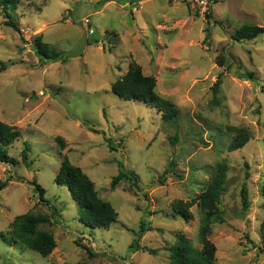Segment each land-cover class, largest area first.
<instances>
[{
    "label": "rangeland",
    "instance_id": "1",
    "mask_svg": "<svg viewBox=\"0 0 264 264\" xmlns=\"http://www.w3.org/2000/svg\"><path fill=\"white\" fill-rule=\"evenodd\" d=\"M209 7L201 12L184 0H17L11 13L19 31L0 7V59L9 63L0 72V121L21 131L9 148L17 163L0 162V180L10 179L0 191V264H170L179 232L203 247L198 202L220 163L227 173L218 205L224 220L210 235L216 262L264 264V34L231 37L244 24L264 26V0H215ZM38 35L67 61L42 63L32 48ZM132 61L178 106L176 119L167 122L157 107L113 92ZM239 129L248 141L231 149ZM25 142L30 164L22 160ZM65 155L117 210L108 228L82 223L68 187L55 182ZM121 164L138 176V187L121 180L111 188ZM34 177L49 202L39 199ZM179 199L193 202L190 220L173 211ZM27 212L51 218L39 225L57 241L47 257L1 237L10 238L15 217ZM142 219L151 227L144 233Z\"/></svg>",
    "mask_w": 264,
    "mask_h": 264
},
{
    "label": "trees",
    "instance_id": "2",
    "mask_svg": "<svg viewBox=\"0 0 264 264\" xmlns=\"http://www.w3.org/2000/svg\"><path fill=\"white\" fill-rule=\"evenodd\" d=\"M215 1V0H214ZM17 0H0V7L5 11L6 23L13 26L19 31L18 23L15 22L12 16V10L16 8ZM208 17H211L210 10L207 12ZM264 34V26L255 24H244L237 28L231 35L236 41L244 39L250 40L256 38L258 35ZM205 37V40L209 38ZM32 48L35 54L39 57L42 63L55 62L62 60L63 63L67 61L63 51H59L52 47L51 44L43 40L42 35H38L32 40ZM222 62V60H221ZM9 63L0 59V72L8 69ZM222 84L221 75L213 84L212 90L214 94V101L218 102L217 96L220 92ZM113 92L124 100H139L146 102L152 106L157 107L161 112L163 120L169 122L176 119L180 114V109L171 100L161 96L156 91V78L151 75H146L143 72L142 66L136 61H132L127 73L118 78L112 84ZM21 131L13 125L4 121H0V162L15 165L17 159L9 154L11 145L19 140ZM248 141V135L245 129H239L237 135L231 142V149H238L245 145ZM62 146V144H60ZM112 146V143H110ZM30 144L25 142L22 150V160L26 164H30ZM176 161L171 160V165H175ZM172 168L165 169V174ZM227 164L220 163L217 167L216 174L202 192L199 198V206L202 210V226L200 227L199 236L203 244L202 249L194 247L190 239L179 232L176 235V242L170 248V264H217L216 252L217 246L210 239L212 234V224L216 221L223 222L222 212L219 208L220 198L224 189L226 181ZM121 180L129 181L131 187H138V176L134 171L127 170L123 164L120 166L119 173L113 177L111 188L115 189ZM10 179L0 180V191L9 184ZM55 182L68 187L73 198L77 201L80 207L79 219L87 227L90 228H108L112 223L118 219V212L110 201L102 198L96 189L95 182L84 172L80 167L72 163L68 155L62 159L60 169L55 177ZM32 183L39 191V199L44 202L49 200L44 196L45 188L38 183L36 178ZM243 204L245 208L250 206L249 191L246 184L242 188ZM192 201H185L179 199L173 203V211L186 220H190L193 216L191 211ZM49 216H41L30 212L20 214L15 217L11 224V237L7 238L5 234L1 233V237L5 242L22 243L28 248L38 252L43 257L49 256L57 246L55 235L52 231L39 229L42 223L50 222ZM151 229L148 222L141 220L140 233ZM262 240L264 241V220L261 223ZM138 240V239H137ZM139 241H134L131 247L134 250L140 248ZM86 247V246H85ZM91 256L94 253L89 247H86ZM150 253H156L157 250L146 248ZM79 264H86L80 262Z\"/></svg>",
    "mask_w": 264,
    "mask_h": 264
},
{
    "label": "built area",
    "instance_id": "3",
    "mask_svg": "<svg viewBox=\"0 0 264 264\" xmlns=\"http://www.w3.org/2000/svg\"><path fill=\"white\" fill-rule=\"evenodd\" d=\"M189 6H193L194 8H199V10H201V12H205L207 11L210 7V4L214 1V0H184ZM86 22H89L88 19H86ZM90 27V25H89ZM91 32H93V28L90 29Z\"/></svg>",
    "mask_w": 264,
    "mask_h": 264
}]
</instances>
